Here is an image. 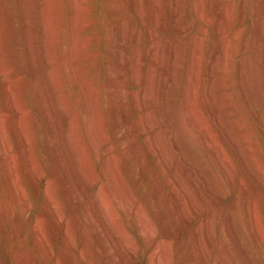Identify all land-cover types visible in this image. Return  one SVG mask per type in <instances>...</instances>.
Listing matches in <instances>:
<instances>
[{"label":"rangeland","instance_id":"374dc122","mask_svg":"<svg viewBox=\"0 0 264 264\" xmlns=\"http://www.w3.org/2000/svg\"><path fill=\"white\" fill-rule=\"evenodd\" d=\"M0 1H1L0 2V18H1L0 40L2 41L3 46L5 47L3 48L5 50L6 55L8 56L9 54L8 57L6 56L8 58L6 64L7 66L12 64L9 66V68L12 66L11 69L13 73L16 74V79H18L16 82L17 83L21 82L20 85L22 84L21 91L18 93L15 92L14 101L16 105H18V107H20L21 110L23 111L22 124L24 128L26 127L24 130L26 132V137L29 138L30 149H32L30 153L32 156L31 159L33 158L31 161L33 165V169L35 170L33 173L42 176L41 177L42 179L38 184V186H35L33 184L32 179L30 178L32 173L28 170L25 160L22 157L20 158V156H18L19 155L18 147L17 144L15 143L13 132L11 130L12 127L10 124L11 123L10 114L6 111L4 107L5 101L2 93L0 92V119L3 121L1 122V130L2 132L4 130L3 137H5V139L7 140V144L9 143L8 146L6 147V149L9 150L8 151L9 155L12 157V159L16 158L15 162L13 161V165L15 164L14 167L15 166L18 167V168L16 167L14 168V173H15L14 174L15 185H14V183L11 182L8 176L5 175L1 169L2 156L0 154V228H1L0 229V264H117L115 262V257H113L114 258L113 259L111 255L104 254L102 250L109 236L107 234L108 236L106 238L105 236L106 233L110 234L109 237L112 236L111 239L108 238L110 239V241L114 242L117 240L116 242L113 243V245H116L115 248L116 251H118L117 253H119L118 255L120 257V258L118 257V259L116 260L119 259L121 260V261L119 260L120 262L118 264H148V263L153 264L152 262H154V260L151 261L152 260L151 258H153L154 255H155L154 264L155 263L159 264L161 262L160 257L162 259L163 254L167 256V258L164 256L165 261H163L165 263L167 262V264L168 263L169 264H200L197 262V260L194 257H192L193 254H191L192 253L191 250L187 247L188 238L190 239L193 237L191 233L196 229H198L200 225L201 227L199 228H201L200 230H202L200 237L202 240L200 239L201 242L199 246L202 247L203 249L207 247V250L205 248V250L203 251L208 252L210 250L207 256H206L207 252H203V253L205 254V257H209V259L208 258L207 259L210 261L211 264H215L216 253H217L216 249H218L217 247L224 244L228 248V250H230V252H233L231 243L227 238V232H226L227 231L226 227L228 224L227 220H229L230 218L231 219L236 218L235 220L239 224L240 230L244 234V238L247 242L250 253L252 254V257L255 258V262H252V264H261V263L264 264V175H263L264 174V170H263L264 169V93L263 92L264 91L261 92L263 90L262 89L263 87L261 88V86H263V83L261 82V79H259L260 77L259 74H261V78L263 77L264 74L263 72L264 71V49H263L264 48V0H228L231 3L230 5L231 9L228 10L227 15L225 16L221 12L222 8H220V4H221L220 0H203V2L200 0V2L202 3H200L201 10L198 14L196 12V4H195L197 3V0H184L185 10H186V11L184 10L186 12L185 23L188 22L186 24H189L190 27H188L189 30L185 31L187 34L184 33V35L186 34V37L184 35H181L182 37L179 36L184 41L179 40V38L178 39L176 38V41L174 42L172 47L173 48L172 51L174 52L176 51L175 54H177V52L178 54L179 52H181L179 55L182 56V57L179 56L180 58L178 57L179 59L177 58V60L175 59L176 61H179L174 63V65H178V67L175 66L176 67L175 70H174L175 67H173V71L174 73H176L175 74L176 78L175 77L174 78L175 81L177 80L175 85L176 93L174 92L175 99L176 98L177 99L175 100L176 103L174 104H177L175 105L177 108L176 107L175 108L178 110L176 111L177 115L175 114L174 117L176 124L181 125L182 124L181 122L183 121L184 118V115L181 114L183 113L182 109L184 105L185 107L187 106L190 114L189 117L192 118L193 122H195V126L193 123L194 126L193 130L195 133H197L198 136L196 138L198 139L194 138L193 136L192 137L194 139L191 138L192 135L191 133L190 134L186 133L185 137L187 138L188 136L187 140L190 141L189 143L192 144L194 147H196L197 150H199L203 159L205 158L204 159L205 161L203 160L204 168L206 171L204 175V181H205L204 183L197 182L195 178L190 177L186 172L182 173L186 178H188L189 182L191 181L189 191L191 193V196L193 193L194 197L193 196L192 197L194 199L192 197L190 198L189 196L190 193H188L187 191H183L182 193V190H185L183 189L184 187L181 188L182 186L180 187L179 184L178 185L176 183L174 184L175 177L172 171L168 169H166L167 172L163 171L164 168H161L158 165L157 157L154 155L145 157L143 154H140V157L136 158L132 162V165L136 164L135 165L136 167L134 166L135 169L132 171V173H130L131 171L126 170L125 166L122 164L123 157L130 155V148L128 146L127 137L125 135H121L118 137L116 135L115 128L113 127L114 125L112 124V120L110 118L111 109L109 104L111 90L107 88L106 81H107V67L111 60L110 58H112L111 43H110V38L113 35L112 30L116 26L120 25L121 22L123 25V21H121L118 17L116 18V15L112 14V12L109 9V5L106 4L104 0L83 1V5L84 6L86 5L85 7H87L86 9L88 10L87 23L89 25L85 35H88L87 37H89L91 43L88 44V51L91 53L88 69L90 74L94 75L96 81L95 85L97 89H99V91L101 92V108H102L101 112L104 111L103 115L105 116L103 118L101 112L100 113L102 118L99 116L100 113L97 114V116L100 117V120L104 119L105 122V126H104V122L102 121L103 125L101 123V127H100V129L101 128L103 129V130L101 129L103 131L102 135L105 134L104 137L108 141V143L104 146V149L112 145L113 153H115L114 157L115 158L118 157L117 158L118 160L115 159L116 160L115 162L118 161L117 163H115V176L120 181L119 183L122 184L121 185V187L123 188L122 191L125 189L123 191L125 197L129 200L131 199L130 201L132 202L134 201L135 206H145L144 208H146L148 215L147 212L144 210L146 214L144 212L143 216L145 217V215H147L145 219L146 220L150 219L149 220L150 224L148 221L145 222L148 223L149 230L151 228V235L153 232L156 233V234L153 233L152 235L153 237L152 239L154 240L153 242L145 239L140 232L136 218L134 216H126L125 211L123 210V208H121V206H126V205L119 203L118 198L115 196V194L109 192L110 195L109 206H114L115 207L114 211L115 212L117 211L119 214L117 212H116L117 214L115 212L114 213L118 216L120 215L119 218L117 219V216L114 214L115 219H117L116 221L118 222L119 227L121 226L120 223H122L123 228L124 226L126 227L125 229L121 228L122 226L120 227L122 230H124L123 232H125V241H123L124 238H122L123 239L122 241L120 240L118 241V239L115 238V235L111 231L109 232L108 229H101L94 233L95 229L93 230L92 227V234H91L92 236L91 235L89 236L90 239L88 238L89 239L88 244L85 243L86 239H84L85 236L83 235L81 229L76 228V225L74 226L75 224L73 217L74 215L72 216V214H74L75 212H78L80 214L85 213L83 212L84 210H82L83 206H94V202H93L94 195L97 192L99 186L104 185L105 183L104 182L105 177L102 171L104 165L99 160H97L95 151L92 150L91 155L94 159L93 164H95L94 171H96L94 172L93 175L94 177L95 174L97 175L96 176L97 178H95L97 182L92 188H90L87 185L83 184V181L81 180L83 179L82 176L80 175L78 176L77 174L66 170L69 167L68 170L73 171L74 166L70 160L71 156L66 154L64 156L65 159L63 158L59 162L55 160V157H52L53 155H51L52 153L50 150V143L47 134V130L52 122L45 123V121H43L44 120L43 112L39 108L42 99L38 97L40 101H37L38 84L35 80H33L34 79L32 74L33 71L26 65L25 58L24 56L21 55L22 53L21 48L24 44L23 38H25L24 37L25 30H23L25 29L24 28L25 23L28 25V29H29L28 31L30 32L31 30L30 33H32L33 31L32 35L30 34L31 37L32 36L34 37L36 35V38L38 39V41L36 42L42 44V42L45 41L43 40L45 36H43L42 26L40 24V21L37 19V15L38 16L41 15L40 14L41 7L39 6L33 9V11H31V15L33 12H34L33 16L35 15L33 19L35 20L34 23L32 21L33 17L31 15L28 14L26 15L24 13L25 7L29 0L28 1L0 0ZM57 1L61 4V5L59 4L60 7L59 9L62 10H59L58 12L60 17L61 16L63 17L62 20L64 24L62 25L64 26V29H66L69 25V17H70L69 14L70 7L68 4V0H57ZM125 1L127 2L128 0ZM161 2H162L161 4L164 5V7H162L161 9V12L163 11L162 13L168 15L166 1L163 0ZM145 6L146 5L142 6V8H144L143 11L141 10L142 8L138 10L136 14V19L134 21L136 23L134 22L132 23L133 27L136 24L134 28H136L137 30L136 29L135 30L140 32L139 33L140 37L138 35V32L136 35L139 41L141 38L140 41L141 43L139 42L140 47L139 45L137 46L139 52H137L138 50L136 48V52H137L136 54L140 53V55L139 54L138 55L141 56L140 60H142L143 62V64L141 63L142 66L141 64L140 66L135 65L136 67L134 65L132 66L131 73L133 72L132 74L134 75V78L136 77L135 80L137 82L134 80L130 85L127 86V90L133 89L132 91L134 92L136 91L138 92L141 90L143 86L140 81L142 79L141 76H143L142 74H145V72H147L150 66V59L145 57L144 55L145 46H147V44L149 43L147 36L144 35L146 24L143 23L144 22L143 18L144 16H146L145 10H147ZM4 9H6L5 12L3 11ZM139 14H141L142 16ZM31 21L33 22L32 23L33 25L31 24ZM139 29L141 31H139ZM168 30L172 36L177 35V30L175 29L174 26L171 27V25H169ZM225 32L229 34L228 36L230 38L229 42L231 46H228L227 50L223 51V47H222L223 36H224L223 34H226ZM33 37L32 39L35 40L36 38ZM160 37H161L160 43H162L161 49H163L164 48L163 46H165V44H167L168 41V33L161 30ZM64 42L65 43H63V45L67 46V41ZM16 44L20 46L16 47ZM194 47H198L196 53L198 55H196V57L198 56L199 58L198 57L196 58L197 63L195 62V67L200 77L198 76L199 79L198 78L196 79V82L192 87L193 90L192 92L193 94H195V92L196 94L204 92L203 91V85L205 83L204 80L207 78L206 76L208 75L210 78L209 87L211 88H209L208 90L209 92L206 91L202 94V96H204L202 97V101L205 107L207 108V110L209 109V111L210 110L213 111V109H215L216 107L223 109V112L221 114L219 113L220 115L218 114V116L221 117L223 115L222 119L219 117L217 118L216 117L217 115H215V113H214L215 116L213 117L212 116L213 114L210 116V114L207 113L206 111L201 112L197 106V100L194 95L190 96L192 100L188 99L187 101L188 97H187L186 87L188 84L187 78L189 77L187 75H189L188 74L189 67L192 61L191 54L193 52ZM46 51L47 50L44 49L42 46V53L45 54ZM138 55L137 57H139ZM224 56L227 58V68H226L227 73L223 78V82H220V75L217 72V66L220 65L219 63L222 61V58ZM211 59L213 60L212 67L210 65L212 64L211 62L209 64L210 66H208V62ZM178 63H180L181 65ZM242 64L244 65V67L242 68H243V73L245 71V78H246L245 81L247 83V86L249 87V88L247 87L249 92L247 98H246L247 95L246 92L242 88H240L239 84L237 83L238 81L237 70L239 69L240 65L243 66ZM38 66L37 64H35V68L36 67L37 69L39 68L38 70L40 72L46 75L49 74L48 73L49 70L47 66H43V65L41 66L39 64ZM255 67H257L258 69ZM16 71L21 75H19ZM254 78L255 79L258 78L261 83H259L258 79L255 80ZM177 82L180 84L178 85ZM43 84H44L43 85L44 88L42 91L44 92H41L42 98L47 93L50 94L49 93L50 91L48 92L47 89L49 87L51 88L49 83L47 84L48 87L46 86L47 88L45 87V82ZM69 87L71 91L76 92L75 86L69 85ZM69 96L72 101H75L73 95H69ZM222 104L224 105V107ZM75 106H76V110L77 109L81 110L82 108L81 103H77V104L75 103ZM226 106H228L227 109L225 108ZM107 109H109L110 111ZM138 109L135 110L132 115L133 120L136 119L135 121H140L144 113L143 109H139V110ZM179 110L181 111L179 112ZM77 115L81 119V116L79 115V111L77 112ZM63 117H64L63 114L62 115L59 114V119L61 120V122H64L61 123L62 125L61 130L68 131L69 122L63 120L64 119ZM231 121L236 122V124L240 126L239 128L241 130L239 132L242 133L241 135L239 134V132L237 133L234 130L232 131V127L229 125L230 124L229 122ZM242 135L244 136L245 140L247 139L246 142L250 149L249 150L250 152H248L250 153L249 155H247V153H244L243 147H241L242 145L241 138L243 137ZM142 139L143 138L139 140V144H140L139 148H141L139 149V151L141 150L140 153L143 151L144 147L146 146V143L148 144L150 143L149 141H145L144 139L143 140ZM6 140H4L5 145H7ZM209 142L210 144L213 145L212 148H209ZM243 154H245V156ZM61 162L62 163L65 162V164L67 162L69 166L66 164V166L68 167L66 168L64 167L61 170V175L60 174L58 175L60 179L59 178L56 179L57 176H55V172H56L55 170L57 166L55 165H58ZM93 164L91 166L92 169H94ZM116 165H118L117 167L119 169H117ZM148 168H150V172ZM160 169L161 170L163 169L162 171L165 173H162ZM29 173L31 174L29 175ZM52 173H54V175ZM116 173L119 178L117 177ZM156 173H160V174L158 175ZM154 174H156V176ZM53 177H55V179ZM154 177H157V179ZM53 180L56 182H54ZM161 180L163 182H161ZM168 180H171L169 181L170 184H168L169 183ZM164 181H166L167 183L164 184L165 183ZM83 185L87 186L88 188L83 187ZM176 185H177V189L178 190L180 189L179 192L175 188ZM81 188H83V191L86 190L85 193L82 192ZM173 188L175 191H173ZM172 191L175 192V194H173ZM194 191L196 192L194 193ZM82 193H84L85 196L82 195ZM196 193L197 195H195ZM48 199L51 201V203H53L52 206L54 207V213L56 214L55 215L56 217L44 215L43 208L46 206ZM191 199H193V202L199 204V206L202 207V212L196 211L198 213L195 214L194 211V213H192L193 212L192 209L190 210L192 206ZM159 207L161 211L158 210ZM173 207L175 208L173 209ZM163 208H165L166 210ZM182 208L184 210H187V213L185 211L186 214L183 213L184 211ZM179 209L181 210V212L183 211L182 212L183 215L185 214L189 216V217L184 216L185 218H183V224L185 226L183 229L184 232L183 231L178 232L180 228L177 226V223L173 220L175 211L177 212ZM22 210L26 211L25 215L24 213H22L20 217H18L19 212ZM188 210L191 212H189ZM72 211L73 213L71 214ZM214 212H216L215 216L213 215ZM161 215H163V217ZM148 216L149 218H147ZM99 217L100 216L98 217L96 216L95 219L96 220L99 219L101 221H104L105 223L104 218L101 219L102 217L100 218ZM212 217H213V225H214V227L212 226V232L213 234H215L214 235L215 238L213 243L210 245L207 241L208 231L206 228L207 227L206 223ZM18 218H20V220ZM57 218L60 221H58L59 224L56 226L55 222ZM94 223L93 225L95 226L97 223L96 224ZM149 225H151V227H149ZM258 227L260 228V230ZM37 228L41 232V238H37V235L35 233ZM73 228L75 229L74 231H72ZM104 230L105 231L107 230L106 233H104L105 232ZM122 230L120 233H122ZM100 231L101 232L104 231V232L101 233ZM68 232L69 233L73 232V233L68 234ZM101 234L102 235L104 234V236H101ZM122 235L124 236V234H121V236ZM126 240L128 242L130 241L129 243H131V247ZM90 241H91V245H93L92 247H90ZM68 242L70 243L68 244ZM102 242L105 243L102 244ZM158 242L161 243L158 244ZM166 243L168 246L165 245L166 247H163L164 244ZM67 245L76 247L77 249V252H75L76 254L72 255L70 250L66 251L67 249H69V247L67 248ZM157 245L160 246L162 245V246L157 247ZM85 246L88 247V249ZM89 249L92 251H89ZM157 250L158 251L160 250V252L161 251L162 252L160 253ZM164 250H167V252L164 253L165 252ZM99 251L100 253H98ZM152 251H154L156 254H152ZM194 251L196 252L197 249H195ZM79 252L81 253L79 254ZM87 252H89V254ZM92 252L93 254L90 255V253ZM65 253L66 254L68 253L69 256H67ZM159 254L161 255L159 256ZM149 255L152 256L150 257ZM108 256L112 258L111 262ZM94 257L95 259H93Z\"/></svg>","mask_w":264,"mask_h":264},{"label":"bare ground","instance_id":"6f19581e","mask_svg":"<svg viewBox=\"0 0 264 264\" xmlns=\"http://www.w3.org/2000/svg\"><path fill=\"white\" fill-rule=\"evenodd\" d=\"M83 1L84 0H68V4L70 7L69 25L66 29H64V26L62 25V24H64V22L62 20L63 17L62 16L60 17L59 12H58L59 10H62V9H59L60 3L57 0H29L27 2V5L25 4L26 7L24 5V7H25L24 13L26 15L27 14L31 15V11H33V9H35L39 6L41 7V12H40L41 15H39V16L37 15V19L40 21V24L42 26L43 36H45L43 40H45V41L44 42L41 41L43 45L41 43L39 44L38 42H36V41H38V39L36 38V35L34 36L36 39L33 40L32 39L33 36L31 37L33 31H32V33H30L31 30H30V32L28 31L29 30L28 25L25 23V27H24L25 29L22 28L23 30H25V34H24L25 38H23L24 44H23V46L21 45L22 46V48H21L22 53L19 50L18 51L21 53L22 56H24L25 61H26V65L33 71V73H32L33 77H34L33 80H35L38 84L37 98L40 97V99H42L40 102L39 108L43 112V118H44L43 121H45V123L52 122L50 127L47 130L49 143H50V150L52 153L51 155H53L52 157H55V160H57L59 162V161H61V159H63V158L65 159L64 156L67 154V155L71 156L70 160L74 166L73 171L72 170L70 171V170H68L69 164H67V162H66V164L68 166H66L65 162H63V163L61 162L58 165H55V166H57L56 170L54 169L56 171L55 172V176H57L56 179L57 178L60 179V177L58 175L59 174L61 175V170L64 167L65 168L68 167L66 169L67 171L73 172V173L77 174L78 176L79 175L82 176L83 179H81V180L83 181V184L92 188L97 182L95 180V178H97L96 177L97 175L95 174V177L93 175L94 172H96V171H94L95 170V167H94L95 164H93L94 159L91 155L92 150L95 151V155H96L97 160H99L104 165L102 171H103V175L105 177V181H104L105 183H104V185L99 186L97 192L94 195V198H93L94 206H83L82 210H84L83 212H85V213H82V214H80L78 212H75L74 214H72L73 211L71 212L72 216L74 215L73 216L74 222H75L74 226L76 225V228L81 229V231L83 232V235L85 236L84 239H86L85 243L88 244V241L90 239L89 236L92 234V227H93V230L94 229L96 230V231L94 230V233L101 230V229H108L109 232L111 231L115 235V238L118 239V241L119 240L122 241L123 240L122 238H124L123 241H125V232H123L124 230L121 229V228H123L122 223H120V225L122 226V227L120 226L121 227L120 228L118 222L116 221L120 215L119 216L116 215L118 212L116 211L117 212L116 213L114 211V208H115L114 206H109L110 205L109 204V200H110L109 199V197H110L109 192H112V194H115V196L118 198L119 203L126 205V206H121V208H123V210L125 211L126 216H134L136 218L140 232L143 235V237L145 239H147L148 241L153 242L154 240L152 239L153 238L152 235L154 232L151 235V228L149 230L148 223L145 222V221L149 222V220H150V219H148V220L145 219L146 216L148 215L146 208H144L145 206H135L134 201L132 202V201H130L131 199L129 200L125 197V194L123 193V191L125 189L122 191V189H123L121 187L122 184L119 183L120 181L115 176V163L118 162V161L115 162L116 161L115 159H117L118 157L117 158L114 157L115 153H113V147L111 144H110L111 146L106 147L104 149V146L108 143L107 139L104 137L105 134L102 135L103 129L102 128H101L102 130L100 129L102 121L104 122V119L100 120V117L102 118L101 113L103 115L104 111L101 112V109H102L101 108V92L99 91V89H97V87L95 85L96 81H95L94 75L90 74L89 69H88L89 60L91 58V53L88 51V44L90 43V40H89V37H87L88 35H85L86 30L88 29V26H89L87 23L88 10L86 9L87 7H85L86 5L85 6L83 5ZM104 1L106 2V4L109 5V9L112 12V14L116 15V18L118 17L121 21H123V25H122V22L120 21L121 24L118 26H116L117 25L116 24L115 25L116 27L112 30L113 35L110 38L111 53H112L111 57L112 58H110L111 60H110L108 67H107V81H106L107 82V88H109L111 90V94H110V98H109V104H110V109H111L110 118L112 120V124L114 125L113 127L115 128V132H116V135L118 137L121 135H125L127 137L128 146L130 148V155L123 157L122 164L125 166L126 170H129V171H131L130 173H132V171L135 169L134 166L136 165V164L132 165V162L136 158H139L140 154H143L145 157H148L150 155H154L157 157L158 165L161 168H164V170L162 169L163 171L167 172L166 169L172 171V173L175 177L174 178L175 181L173 180L174 184L175 183L177 185L179 184L180 187L182 186L181 188L184 187L183 189H185V190H182V193H183V191H187L188 193H190L189 187H190L191 181L189 182L188 178H186L182 173L186 172V173H188V175L190 177L195 178V180L197 182L204 183L205 182L204 181V175H205L206 171L204 168V161H205L204 159L205 158L203 159L199 150H197L196 147H194L192 144L189 143L190 141L187 140L188 136H187V138L185 137L186 133L187 134L191 133L192 134L191 138H193V137L196 138L198 136L197 133H195L193 130L194 129L193 127L195 126V122H193L192 118L189 117L190 114H189V109L187 108V106L185 107V105H184L183 109L180 108L183 110V113H181V114L184 115V118H183V121L181 122L182 123L181 125L176 124L175 117H174L176 114V111H178V110L176 109L177 107L175 106L177 104H174V103H176L175 100L177 99V98L175 99V95H174V92L176 93L175 85H176L177 80L175 81V78H176L175 74L176 73H174L173 67H175V66L178 67V65H174V63L179 62L176 60L180 56L179 54L181 52H179V54L177 52L178 55L175 54L176 51L175 52L172 51V49H173L172 47H173L174 42L176 41V38L177 39L179 38V40H183L181 38L182 37L181 35H184V33H186L185 31L189 30L188 27H190L189 24H186L188 22L185 23V21H186V17H185L186 12L185 11L186 10H185L184 0H164V1H166V7H167L168 15L165 13H162L163 11L161 12L162 7H164V5L161 4L162 3L161 1H163V0H143V1L142 0H128L127 2L125 0H104ZM201 1L203 2V0H201ZM202 2H200V0H197V3H195L197 14L201 10L200 9V3H202ZM220 2H221L220 8H222L221 12L225 16V15H227L228 10L231 9L230 8L231 3L228 0H220ZM214 3H215V1H214ZM144 5H146L145 7L147 10H145L146 12L144 11L146 16H144V18H143L144 22L143 21L142 22L146 24V29H145L144 35H146L147 39L149 40V43L147 44V46H145L144 55H145V57L150 59V66H149L147 72H145V74H142L143 76H141L142 79L140 81L143 85L141 90L138 92L137 91L134 92V91H132L133 89L127 90V86L130 85L136 78V77L134 78V75L132 74L133 72L131 73L132 66L133 65L134 66L135 65L140 66V64L141 63L143 64V62H142V60H140V57H141V56H139L140 53H138L139 55L136 54L137 52H139L137 46L139 45V47H140L139 42L141 41V38L139 41L138 37L136 36L138 31H136L137 29L134 28L136 24L133 27L132 23L136 19V14H137L138 10L141 9L142 6H144ZM2 9H3V7H2ZM143 9L144 8H142L141 10L143 11ZM5 10L6 9H4L3 11L5 12ZM142 11H140V12H142ZM33 13L31 16L33 17L32 21L34 22L35 20H33V19H34L35 15L33 16ZM139 15H141V14H139ZM143 15H144V13H143ZM32 21H31V24L33 23ZM134 23H136V22H134ZM4 25H6V24H4ZM169 25H171V27L174 26L175 29L177 30V35L175 34L176 36H172L171 33L169 32V30H168ZM258 26H259V23H258ZM218 28H221V27H218ZM224 29H226V28H224ZM161 30L168 33V41H167V44H165V46H163L164 47L163 49H161L162 43H160V38H161L160 37V31ZM221 30H223V29H221ZM139 31H141V30L139 29ZM237 32H238V30H237ZM139 33L140 32H138V35H139ZM186 34L184 35L185 37H186ZM223 35L224 36H223L222 47H223V51L224 50L226 51L228 46H231L230 42H229L230 38L228 36L229 34H227V33L223 34ZM179 36H181V37H179ZM139 37H140V35H139ZM4 41H5V38H4ZM64 41H67V46L63 45V43H65ZM185 43H187V42H185ZM203 45H204V43H203ZM18 46H20V45L16 44V47H18ZM42 46L44 49L47 50L45 54L42 53ZM3 47H4L3 43L0 40V92L2 93L4 101H5L4 107H5L6 111L10 114V122H11L10 124L12 127L11 130L13 132L15 143L17 144V147H18V151H19L18 156H20V158L22 157L25 160V163L27 165L28 170L32 173L31 177L30 176L29 177L32 179L33 184L35 186H38V184L40 183V181L42 179L41 178L42 176L33 173L35 170L33 169V165L31 162L33 158L31 159L32 156L30 153V151H32V149H30L29 138L26 137V132L24 130L26 127L24 128L23 124H22L23 123V121H22L23 111L21 110L20 107H18V105H16V103L14 101L15 92L18 93L21 91L22 84L20 85L21 82L20 83L16 82L18 79H16V74H14L12 69H11L12 66L9 68V66L12 64L9 65V63H10L9 62L8 63L9 66H7L6 61L8 60L7 57L9 56V54H8V56L6 55L5 50H4L5 47L4 48ZM136 48L138 50L137 52H136ZM197 49H198V47H194L193 52L191 54V60L192 61H191L190 67H189V73H188L189 75H187V76H189L187 78L188 84L186 87L187 88V97H188V98L186 97L187 101H188V99L189 100L191 99L190 98L191 95H194L196 100H197V106L201 112L206 111L207 113L210 114V116L213 114L212 115L213 117L215 115H217L216 116L217 118L219 117L222 119L223 115L221 117V116H218V114L219 113L221 114L223 112V109H220L219 107H216V108L214 107L215 109H213V111L210 110L211 111L210 112L209 109L207 110V108L205 107V105L202 101V97H204V96H202V94L204 92L208 91L209 88H211V87H209V84H210L209 79L210 78L208 75L206 76L207 78L204 80L205 81V83L203 85V91L204 92L198 93V94H196V92H195V94H193V92H192L193 91L192 87L195 84L196 79L199 76L198 72L196 71V67H195V62L197 61L196 58L198 57V56L196 57V55H198V54H196ZM243 50H244V48H243ZM137 55L139 57H137ZM180 57H182V56H180ZM9 59H10V57H9ZM212 59L209 60L208 66L211 65V67H212V65H213ZM210 62L212 64H210ZM200 63H202V62H200ZM35 64H37V66H38V64L41 66L42 65L47 66V68L49 70V72L48 71L47 72L50 75L48 73H47L48 75H46V74H43L42 72H40L38 70L39 68L38 69H37V67L35 68ZM92 64H93V62H92ZM142 64H141V66H142ZM178 64H180V63H178ZM219 64L220 65L217 66V72L220 75V82H223V78L227 73L226 72L227 58L224 56L222 58V61ZM176 67L174 68V70L176 69ZM242 67H244V65L243 66L240 65L239 69L237 70V75H238L237 83L239 84L240 88H242L246 92V94H247L246 98H247L249 95V92H248L249 87L247 86V83L245 81L246 80L245 71L243 73ZM255 68H257V67H255ZM177 69H179V68H177ZM13 74L15 75V77ZM19 75H21V74H19ZM259 75H260V77L259 76L258 77H259V79H261V82L263 83V86H261V88L263 87L262 88L263 90L260 88L262 90V91L261 90L260 91L263 92L264 91V74H263L262 78H261V74H259ZM257 79H255V80H257ZM259 79H258V81H259V83H261ZM19 81H20V79H19ZM44 82H45V87L49 83L51 88L49 87L50 90H49V88L47 89L48 92L50 91L49 92L50 94L45 93L47 96L44 95L42 98L41 92H44V91H42L44 88L43 87ZM199 83H200V81H199ZM177 84L179 85L180 83L177 82ZM69 85L75 86L76 92L71 91L69 89L70 88ZM184 86H186V85H184ZM251 87H253V86H251ZM212 88H213V86H212ZM69 95H73L75 98V101H72L70 99ZM40 99L38 98L37 101H40ZM75 103L76 104L77 103L82 104L81 110L77 109L79 111V115L81 116V119L77 115L78 111L76 110ZM227 105H228V103H227ZM223 107H224V105H223ZM227 107L228 106H226L225 108L227 109ZM138 108L143 109L144 113H143L142 119H140V121H135L136 119L133 120L132 115H133V112L135 110H137ZM107 110H109V109H107ZM193 110H194V108H193ZM180 111L181 110H179V112ZM228 111H230V110H228ZM227 112H226V115H227ZM99 113H100V115H99L100 117L97 116V114H99ZM214 113H215V115H214ZM59 114L64 115V117H63L64 119L63 118H61V119L69 122L68 131H62L61 130V128H62L61 123H64V122H61V120L59 119ZM194 114H195V112H194ZM197 116H199V115H197ZM224 116H225V113H224ZM104 117L105 116L103 115V118ZM190 119L192 120V122ZM1 122H3V121L0 119V154L2 156L1 157V161H2L1 169L4 172V174L8 176V178L11 180V182L14 183V174H15L14 168L16 166L14 167L15 164L13 165V161L15 162L16 158L12 159V157L9 155V152H8L9 150L6 149V147L8 146L9 143L7 144V140L5 139V137H3L4 130L2 132ZM193 123H194V126H193ZM198 123H200V122H198ZM201 123H202V121H201ZM229 123H230L229 125L232 127V131L234 130L235 132L238 133L241 130L239 128L240 126H238V124H236V122L231 121ZM82 125H83V128H82ZM102 125H103V123H102ZM104 126H105V122H104ZM104 126H102V127H104ZM100 131H102V132H100ZM239 134L241 135L242 133L239 132ZM66 138H68V139H66ZM141 138H143L145 141H149L150 143L149 144L146 143V146L144 147L143 151L140 153L141 150L139 151V149H141V148H139V145H140L139 140ZM237 138H238V136H237ZM196 139H198V138H196ZM4 140H6L7 145H5ZM199 140H200V138H199ZM241 140H242L241 147H243V150H244L243 152L247 153V155H249L250 153H248V152H250L249 151L250 149H249L247 142H246L247 139L245 140L244 136H243L241 138ZM194 141H196V140H194ZM206 145H207V143H206ZM212 146L213 145L210 144V142H209V148H212ZM8 149H10V148H8ZM243 155L245 156V154H243ZM145 157H143V158H145ZM246 157H248V156H246ZM55 160H54V162H55ZM63 161H65V160H63ZM55 164H56V162H55ZM92 164H93L94 169L91 168ZM117 166L118 165H116V167ZM16 168H18V167H16ZM117 169H119V168L117 167ZM145 170H146V168H145ZM148 170L150 172V168H148ZM162 170L160 169V171L162 173H165ZM31 173H29V175ZM160 173H156V174L159 175ZM52 174L54 175V173H52ZM70 174H72V173H70ZM156 174H154V175L156 176ZM116 175H117V173H116ZM162 175H164V174H162ZM117 177H118V175H117ZM150 177H151V175H150ZM53 178L55 179V177H53ZM154 178L157 179V177H154ZM50 180H51V178H50ZM162 180H161V182H163ZM77 181H78V179H77ZM82 181H81V183H82ZM169 181H171V180H168V182ZM54 182H56V181H54ZM164 182H165L164 184L167 183L166 181H164ZM49 183H50V181H49ZM161 184H163V183H161ZM168 184H170V182ZM14 185H15V183H14ZM84 185H83V187L88 188L87 186H84ZM160 185H158V186H160ZM177 185L175 187L176 189H177ZM196 186H199V185H196ZM46 187H48V186H46ZM14 188H13V190H14ZM81 189H82V192L85 193V191H86L85 188H84L85 191H83V188H81ZM179 190H178V192H179ZM173 191H175L174 188H173ZM173 191H172V193L175 194V192H173ZM50 192H51V190H50ZM195 192L196 191H194V193ZM84 193H82V195L85 196ZM197 193L195 195H197ZM205 195H207V194H205ZM189 196H190V198L192 196L194 197L193 193H192V196H191V193ZM193 199H191L192 206L190 208V210L192 209V211H193L192 213H194V211H195V214L200 212V211L202 212V207L199 206V204L193 202ZM172 201H174V200H172ZM194 201H197V200H194ZM52 204L53 203H51V201L48 199L46 206L43 208L44 209L43 210L44 215L56 217L55 216L56 214L54 213V207L52 206ZM96 205H98V206H96ZM181 207H180V209H181ZM174 208L175 207H173V209ZM163 209H165V208H163ZM184 209H183L184 212L183 211L182 212L185 213V211H186V213H187V210H184ZM144 210L147 212V215H145V217L143 216L144 212H145ZM158 210L161 211L160 207L158 208ZM179 210L177 212L175 211L174 217L172 216L174 218V219L173 218L172 219L177 223V226L180 228V230L178 232L183 231V229L185 227L183 224V218H185L184 216H188V215H185L186 213L183 215L181 210L180 211ZM22 211H24V210H22ZM22 211L19 212L18 217H20V215L22 213H24V215H25L26 211H24V212H22ZM196 211H198V212H196ZM146 212H145V214H146ZM189 212H191V211H189ZM216 212L213 213L214 216H215ZM114 214L117 216V219H115ZM96 216L102 217L101 219L104 218L105 223H104V221H101L99 219L96 220L95 219ZM161 216L163 217V215H161ZM213 217L207 221V223H206L207 227L205 226L207 228V231H208V237L206 236L207 241L210 245L213 243L214 238H215L214 237L215 234H213V232H212V226L214 227ZM21 218H22V216H21ZM128 218H130V217H128ZM142 218L145 220H143ZM147 218H149V216ZM18 219L20 220V218H18ZM235 219L230 218L229 220H227L228 224L226 227L227 238H228L229 242L231 243V247H232L233 252H230V250H228V248L224 244L217 247L218 249H216L217 253H216L215 264H252V262H255V258H253L252 254L250 253L249 247H248L247 242L244 238V234L240 230V226ZM46 220H47V218H46ZM58 221H60V220L57 218V220L55 222L56 226L59 224ZM93 223L94 224L97 223L95 225L96 227L93 225ZM149 224H150V222H149ZM72 225H73V223H72ZM74 226H72V227H74ZM149 227H151V225H149ZM199 227H201V225ZM199 227H198V229L195 228L196 229L195 231H193V232L191 231L192 232L191 234L193 236L192 238H190V239L188 238V240L186 239L187 240V247L191 250V252H192L191 254H193L192 257H194L198 263H200V264H211L210 261L208 260L209 257H205V254L203 253V252H207V251H203V250H205V248L207 250V247L204 246L205 248L203 249L202 247L199 246V244L201 242L200 241V239H201L200 234L202 231V230H200L201 228H199ZM125 228L126 227L124 226L123 229H125ZM74 230L75 229L73 228L72 231H74ZM121 230H122V233H120ZM259 230H260V228H259ZM104 231H102V232L100 231V232L103 233ZM106 231L104 233H106ZM35 233L37 235V238H41V232L38 228L36 229ZM71 233H73V232H71ZM71 233L68 232V234H71ZM107 234L110 236L109 233H106L105 234L106 238L108 236ZM121 234H124V236L122 235L123 236L122 237ZM154 234H156V233H154ZM95 236H97V235H95ZM101 236H104V234L103 235L101 234ZM109 236H108V238L111 239L112 236L111 237H109ZM67 238H68V236H67ZM108 238H107V242L106 243L104 242L105 245L104 246L102 245L103 246L102 250H103L104 254L111 255L112 258L115 257V262L118 264L121 260L120 259H119L120 261L116 260L119 257V255H118L119 253H117L118 251H116V248H115L116 245H113V243L116 242L117 240L116 241L113 240L114 242H112ZM69 243L70 242H68V244ZM104 243L102 242V244H104ZM160 243L158 242V244H160ZM163 243H162V245H163ZM129 244L131 247V243H129ZM129 244H128V246H129ZM165 245H167V243L164 244L163 247H166ZM92 246L93 245H91V241H90V247H92ZM158 246H160V245H157V247ZM68 247H69V249H67ZM67 248H66L67 249L66 251L70 250L72 255L76 254L75 253V252H77L76 247L67 245ZM86 248L88 249V247H86ZM109 248H110V250H109ZM133 248H135V247H133ZM133 248H132V250H133ZM83 249H84V247H83ZM189 249H188V251H189ZM195 249H197L196 252L194 251ZM161 250H162V248H161ZM86 251H88V250H86ZM89 251H92V250L89 249ZM100 251L98 253H100ZM134 251H135V249H134ZM164 251H165L164 253L167 252V250H164ZM209 251L206 253V256L209 254ZM158 252H160V250ZM80 253L81 252H79V254ZM87 253L89 254V252H87ZM91 254H93V252L90 253V255ZM152 254H156V253L154 251H152ZM66 255L69 256L68 253ZM160 255L161 254H159V256ZM167 255H168V253H167ZM164 256L165 255L163 254L162 259L160 257V261L162 263L160 261L159 262L161 264L165 263V262H163V261H165ZM154 257H155V255L153 256V258H151L152 259L151 261L154 260V262H155ZM165 257L167 258V256H165ZM109 258H110V262H111L112 258L111 257H109ZM85 259H87V258H85ZM90 259H92V258H90ZM93 259H95V257ZM158 259H159V257H158ZM100 260H101V258H100ZM106 260H107V258H106ZM166 260H168V259H166ZM108 261H109V259H108ZM154 262H152V263L154 264ZM165 264H167V262Z\"/></svg>","mask_w":264,"mask_h":264}]
</instances>
